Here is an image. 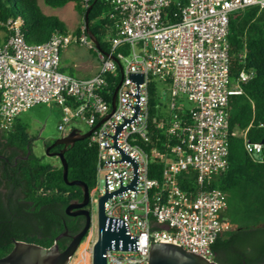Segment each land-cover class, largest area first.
<instances>
[{
	"label": "built area",
	"instance_id": "2783aa9c",
	"mask_svg": "<svg viewBox=\"0 0 264 264\" xmlns=\"http://www.w3.org/2000/svg\"><path fill=\"white\" fill-rule=\"evenodd\" d=\"M170 3L111 0L113 34L105 39L109 52L96 47L85 26L79 35L54 33L44 43L30 44L18 24L8 22L10 34L0 46V131L8 134L22 113L52 103L63 112L59 131L71 133L74 129L68 131V126L77 122L94 129L87 139L97 150L96 187L90 193V205L94 201L97 209L106 192L105 176L107 193L120 189L118 174L124 188L133 181L129 163L105 164L122 159L115 149L105 148L113 147L107 136L113 137L115 127L124 124L122 117L128 121L135 113L131 108L137 99L128 94L136 95L137 85L129 75H143L139 115L117 140L137 163V194L127 191L105 202L107 217L125 222L130 237H139V251L108 250L107 264H149L150 246L159 244L216 262L212 247L229 228L222 218L225 195L208 182L228 168L229 97L242 95L241 84L254 76L243 71L236 82L231 80L230 19L248 9L264 10V0H189L176 22L164 15ZM73 44L94 53V75L81 78L64 72L62 50ZM152 84L166 96L160 97L165 107L159 119H152L150 112ZM153 123L166 136L163 149L152 148L159 143L151 140ZM246 134L232 133L244 138L255 162H264V144L249 141ZM191 174L194 190L184 186ZM93 231L94 246L98 225L91 224L89 233Z\"/></svg>",
	"mask_w": 264,
	"mask_h": 264
},
{
	"label": "trees",
	"instance_id": "16d2710c",
	"mask_svg": "<svg viewBox=\"0 0 264 264\" xmlns=\"http://www.w3.org/2000/svg\"><path fill=\"white\" fill-rule=\"evenodd\" d=\"M43 1L53 8L72 2L84 20L88 13L89 30L102 50L109 52L105 39L113 34L111 0H90L87 7L85 0ZM188 1L171 0L164 15L170 22L179 21ZM8 22L18 24L30 44L44 43L54 33H69L58 17L43 12L39 0H0V46L10 34ZM80 33L81 29L75 32ZM228 42L232 82H236L243 71L253 72L254 76L241 84L242 95L229 97L228 168L208 182L209 188L220 189L225 195L227 209L222 218L229 225L212 248L217 264H264V162H255L245 150L244 138L232 135L246 130L249 141L264 142V10L252 8L235 13L230 19ZM159 92L152 84V119L164 115L165 105ZM151 140L153 143L159 140L152 148L163 149L161 145L166 136L155 123ZM19 153L23 159L16 158ZM65 158L68 180L84 183L92 193L96 187L97 150L90 145V139L69 146ZM262 158L264 160V149ZM189 177L184 186L194 190V175ZM83 198L81 187L65 181L61 164L43 165L34 155L32 140L18 120L8 134L0 131V258L13 250L16 241L46 249L57 244L64 251L72 237L86 225L85 217L69 216L66 209ZM87 209L91 210L90 204Z\"/></svg>",
	"mask_w": 264,
	"mask_h": 264
},
{
	"label": "water",
	"instance_id": "95a60500",
	"mask_svg": "<svg viewBox=\"0 0 264 264\" xmlns=\"http://www.w3.org/2000/svg\"><path fill=\"white\" fill-rule=\"evenodd\" d=\"M91 9V8H90ZM89 9V11H90ZM84 26L86 27L87 35L89 39L96 45L97 48H101L99 41L89 30V21L88 13L86 15V20ZM129 81L137 85L136 95H131L137 99L136 108H131L128 105L127 107L134 110V116L130 120H124V124L116 128V132L113 137L107 136L113 140V147L105 149H115L121 156L122 159L120 162H110L105 164H117V163H129L133 167V181L131 184L124 188L121 185L120 176V189L113 193H107V184L105 176V196L101 197L98 200V209H97V225H98V238L96 243L93 246L92 250V264H107L106 254L107 251H139V237H130L128 226L125 222L121 220L110 219L105 213V202L112 197L118 196L127 191L135 192V187L138 183V166L137 163L127 156L121 149L118 147L117 140L121 130L130 125L135 121L139 115V86L143 83V75H129ZM115 98L113 99V112L115 109ZM106 118L102 121L104 122ZM101 122V123H102ZM100 123V124H101ZM98 124L97 127L100 125ZM94 129L89 130L86 133H82L79 130H72L68 135L61 137L56 140L55 143L47 148L46 153L49 156H55L59 158L61 165L63 167L64 179L68 185H77L82 188L84 193L83 201L75 202L69 205L66 209V213L69 216H83L86 219V225L83 230L77 235L72 237L70 244L64 251L59 250L57 244L52 248L46 249L36 244H30L26 242L16 241L13 250L5 257L0 258V264H69L80 245L89 234L91 224H92V215L91 211L87 209V206L90 204V191L88 187L79 181H69L68 180V163L65 158V152L69 146L74 145L78 141H83L90 137ZM249 144V142H248ZM264 144V142L257 143ZM63 145L64 148L58 152H51V149L55 146ZM136 193V192H135ZM137 194V193H136ZM149 264H217L216 262H210L207 259L192 254L185 249L167 244L151 245L149 253Z\"/></svg>",
	"mask_w": 264,
	"mask_h": 264
},
{
	"label": "rangeland",
	"instance_id": "374dc122",
	"mask_svg": "<svg viewBox=\"0 0 264 264\" xmlns=\"http://www.w3.org/2000/svg\"><path fill=\"white\" fill-rule=\"evenodd\" d=\"M39 4L47 16L58 17L66 25L70 34H75L76 30H82L84 27L85 20L76 11L74 3L70 2L63 7L57 8L47 6L43 0H39ZM97 65L98 61L94 53L87 46L73 44L62 50V68L76 77L87 78V76L95 73ZM159 95L166 98L162 90ZM62 117V109L53 103L35 106L18 117V122L26 128L28 136L32 140L34 155L41 159L43 165L61 164L59 158L47 155L45 144L68 135L69 132L64 133L58 129ZM71 129L79 130L82 133L89 131V127L83 122L69 125L68 131ZM90 207L94 227L97 225V208L94 201ZM95 238L96 232H90L69 264H92L93 241Z\"/></svg>",
	"mask_w": 264,
	"mask_h": 264
},
{
	"label": "flooded vegetation",
	"instance_id": "af4514ba",
	"mask_svg": "<svg viewBox=\"0 0 264 264\" xmlns=\"http://www.w3.org/2000/svg\"><path fill=\"white\" fill-rule=\"evenodd\" d=\"M56 140H53V141H49L45 144V151L47 150V148L51 147L54 143H55ZM63 145H58V146H55L54 148L51 149V152H58L60 151L61 147ZM64 147V146H63ZM30 154V152H29ZM17 159H23L24 156L22 155V153H19L17 156H16ZM91 211V210H90ZM60 250V249H59Z\"/></svg>",
	"mask_w": 264,
	"mask_h": 264
},
{
	"label": "crops",
	"instance_id": "0c3cea01",
	"mask_svg": "<svg viewBox=\"0 0 264 264\" xmlns=\"http://www.w3.org/2000/svg\"><path fill=\"white\" fill-rule=\"evenodd\" d=\"M97 67H98V65H97ZM96 71H97V69H96ZM96 71H95V73H96ZM95 73H94V74H95ZM94 74H92V75H94ZM92 75H90V76H92ZM90 76H87V77H90ZM55 165H57V164H55Z\"/></svg>",
	"mask_w": 264,
	"mask_h": 264
}]
</instances>
